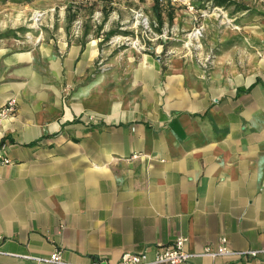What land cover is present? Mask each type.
<instances>
[{
    "label": "crops",
    "instance_id": "1",
    "mask_svg": "<svg viewBox=\"0 0 264 264\" xmlns=\"http://www.w3.org/2000/svg\"><path fill=\"white\" fill-rule=\"evenodd\" d=\"M53 1L0 7L20 20L51 14ZM66 44L0 37V106L17 99L0 136L10 159L0 164V264L55 250L116 264L179 236L192 258L178 264H264V253L199 255L221 237L233 250L264 248V55L255 73H224L208 89L175 59L176 73L138 70L133 101L92 86L65 99V82L93 60L74 41L65 55Z\"/></svg>",
    "mask_w": 264,
    "mask_h": 264
},
{
    "label": "rangeland",
    "instance_id": "2",
    "mask_svg": "<svg viewBox=\"0 0 264 264\" xmlns=\"http://www.w3.org/2000/svg\"><path fill=\"white\" fill-rule=\"evenodd\" d=\"M218 1L54 0L51 14L20 20L7 18L9 8L0 7V37L55 43L62 36L63 53L78 42L80 58L92 48L91 64L80 67L75 82H65V99L92 86L133 101L141 88L136 72L154 62L160 76L182 69L208 89L224 73H255V61L264 55V0ZM175 59L182 60L180 69L171 66ZM84 118L99 120L89 111Z\"/></svg>",
    "mask_w": 264,
    "mask_h": 264
},
{
    "label": "built area",
    "instance_id": "3",
    "mask_svg": "<svg viewBox=\"0 0 264 264\" xmlns=\"http://www.w3.org/2000/svg\"><path fill=\"white\" fill-rule=\"evenodd\" d=\"M17 110V99L10 97L5 103L0 106V136H2V124L3 122L14 116ZM10 159L5 156L0 149V164H8ZM187 238L185 236H179L174 239L170 244L159 245L155 250L153 257L149 258L145 252L131 253L125 252L121 255L120 260L116 264H178L188 263L192 258V254L186 249ZM260 253H264V248L261 249H249V250H233L226 242L224 237H221L218 246L215 249L205 247L199 255L215 258L219 255H238V256H257ZM35 262V264H110L104 259L93 260L87 263H76L66 261L60 250H55L46 257L29 256L26 255Z\"/></svg>",
    "mask_w": 264,
    "mask_h": 264
},
{
    "label": "trees",
    "instance_id": "4",
    "mask_svg": "<svg viewBox=\"0 0 264 264\" xmlns=\"http://www.w3.org/2000/svg\"><path fill=\"white\" fill-rule=\"evenodd\" d=\"M218 2H222V0L218 1Z\"/></svg>",
    "mask_w": 264,
    "mask_h": 264
}]
</instances>
